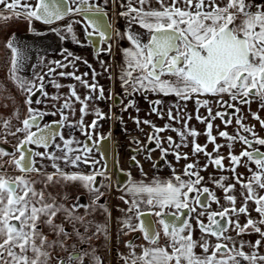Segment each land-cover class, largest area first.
<instances>
[{
    "label": "snow or ice",
    "instance_id": "1",
    "mask_svg": "<svg viewBox=\"0 0 264 264\" xmlns=\"http://www.w3.org/2000/svg\"><path fill=\"white\" fill-rule=\"evenodd\" d=\"M110 9L117 18L127 21L125 32L113 28ZM77 16L79 20H72L64 27L76 43L94 46L97 58L102 52L112 53L114 35L129 41L131 47L123 49L124 64L118 77L125 96L140 94L147 99L151 93L175 97L172 107L167 109V117L169 121L182 123L183 130L172 127L171 123L158 127L150 120L141 121L138 115L132 118L137 126L143 123L153 129L147 140L160 150V159L171 154L177 161L188 160V154L179 151L188 146V137H192V155L206 157L202 167L198 161L186 164L182 175L173 168L172 177L165 181L130 180L125 191L131 199L120 197L128 206L121 209L125 213L121 224L127 230L125 235L139 231L147 246L128 241L125 245L128 253L120 257L123 264H264V254L260 251L264 245V194H261L264 192V151L255 147H264V137L255 131V125L245 123L242 114V106L248 105L252 118L264 128V119L250 109L258 100L260 109L264 110V0H0V20L3 21L22 19L30 26L33 21L52 26ZM77 23L82 26L84 41L79 40L74 31L73 25ZM134 26L143 30L146 41L141 33L132 30ZM50 30L61 35L59 28L50 27ZM5 47L11 52L8 78L25 94L27 115L15 131L10 130L11 118L0 117L3 127L8 129L0 143H9L8 135L18 141L11 151L0 147V264H52L53 251H57L55 264H104L93 240L102 236L106 244L110 238L111 211L99 201L105 195L101 189L111 187L103 180L111 177L107 165L95 159L93 153H100L102 158L105 155L101 146L111 139V132L107 136L99 133L98 121L110 117L99 108L92 110L96 119L90 124L85 125L84 117L90 114V102L112 100L113 94L109 92L105 96L104 87L95 80L100 73L94 69L92 83L84 78L88 73L76 75L61 71L59 76L79 81L89 94L82 98L76 86L69 85V95L63 98L59 109L61 119L44 122L46 116L58 113L33 105L62 98L50 96L44 90L43 75L33 79L22 75L29 57L15 40V34ZM62 54H66L65 59H71L68 64L54 61L56 68L75 67L74 61L82 60L67 49ZM83 63L91 68L88 61ZM100 63L105 72H110V66L104 61ZM56 68L49 67L47 75L56 72ZM50 83L57 89L63 87L55 81ZM37 93L43 99L33 100ZM0 100L4 101L0 106L8 107L9 100L15 105V98L2 86ZM189 101L196 105V120L206 125L207 143L204 145L196 142L201 133L189 127L193 118L185 111ZM74 103L80 104V119L76 124L70 123L69 115L65 114V110H69L75 115ZM120 103L123 104V100ZM212 104L218 108L215 113ZM163 105L161 99L151 101L150 114L155 113L163 119ZM128 108L140 111L135 99L124 104L122 110ZM200 108L206 109L207 116L199 114ZM13 115L19 119L18 111ZM233 116L237 125L234 135L219 130V125H216L218 136L213 135V121L219 119L227 129L233 123ZM64 125L79 127L86 141L65 138L61 131ZM169 130L177 132L179 144L171 136H160ZM218 137L228 142L227 157L220 154L225 145L217 143ZM237 142L244 146L239 155L231 151ZM165 143L168 147H164ZM208 143L213 145L212 152L207 151ZM141 151L144 149H137L138 153ZM130 159L143 173L136 156ZM145 159L151 160V155ZM225 159L231 167H225ZM45 161L49 162L51 172ZM242 162L249 173L247 177L237 173ZM82 164L88 165L91 171L85 174L65 170L68 167L79 169ZM153 167L157 165L154 163ZM209 167L233 173L231 179L235 183H226L230 179L227 176L208 177L223 191L226 203H221V198L200 175V171H207ZM9 168L18 174H10ZM33 174L40 179H35ZM98 176L102 178L100 181H97ZM76 183L90 194V204L80 203L77 197L76 202L68 206L50 191L45 195L50 187L55 189L62 184ZM37 184L43 187L38 189ZM237 185L241 189L239 206ZM62 199L66 200L67 196ZM250 202L255 205L258 219L251 216ZM213 203L217 209H212ZM80 208L85 210L83 215L79 214ZM97 211L104 215V222L94 218ZM241 215L246 217V222L241 223ZM152 216L157 219H150ZM197 230L199 237L195 236ZM161 232L168 241L165 246L160 245ZM252 233L260 237L254 243L242 239ZM60 253H67V256Z\"/></svg>",
    "mask_w": 264,
    "mask_h": 264
},
{
    "label": "crops",
    "instance_id": "2",
    "mask_svg": "<svg viewBox=\"0 0 264 264\" xmlns=\"http://www.w3.org/2000/svg\"><path fill=\"white\" fill-rule=\"evenodd\" d=\"M254 2H258V0H254ZM80 18L77 17H69L64 21L58 22L55 25L48 26L44 25L41 22L33 21L31 26L28 22H26V30L24 31V34H29L30 36H36L40 41H44L45 45H39L37 49L30 48V44L26 41V43L21 44V47L26 52V54H30V52H37V56L33 59V61H30V64L25 70V73L27 74L28 79H33L34 76L43 75L44 76V84H45V91L49 93L50 96H60L61 100H53V99H47L44 101L42 105H33L34 107H41L42 110H47L49 112L56 111L58 114L56 116H46L44 118V122H51L53 120H60L61 117L59 115V109L62 106L63 98H66L69 95V85H75L77 93L83 98L85 95H88V90L79 82L71 77L67 76H59L58 73L63 72H75L76 75H83L84 73H88L86 77H84L86 80L89 81V83L93 82V73L92 70L94 69L95 72L100 73L95 77V80L99 83V85H102L105 89V96H108L109 92L113 94L114 103H111L113 100H96L93 102H90L89 104V115L84 117V123L85 125L90 124L94 119H96V116L91 114L92 110L95 108H99L103 113L109 114L110 118L99 120L98 124L100 127L98 128V132L104 134L107 136L109 132H111L112 129L115 128H121L124 132L125 139L131 144H128L129 150H134L135 148H143L146 143H148L147 137L148 135L152 134L153 129L146 124L141 123L139 126H137L133 122V117L139 116L140 120H150L152 124H155L158 127H163L165 124L171 123L172 127L179 128L183 130L182 123H176L175 121H169L167 117V109L169 107H172L173 102L175 101V97L169 96H157L155 94H148L147 99L143 95L137 94L134 96V99L136 101V108H139V113L136 112L135 108H128L127 111H123V105L121 103H118V91L121 89V83L118 79L120 75L121 67L124 64V57H123V49L131 47L129 41L124 38H117L115 35L113 36L112 40V51L118 52V57L113 60V55L102 52L97 58L96 56V49L94 46L89 45L87 43L81 45L76 43L72 40V34L68 33L65 29V25L72 20H79ZM109 19L111 20L113 24V28L116 30H119L121 33L125 32L127 30V21L124 18H117L114 15V10H109ZM50 27H56L61 30V35H57L56 33L52 32L50 30ZM74 31L78 37L79 40L84 41V33L82 31V26L80 24H74ZM134 32H139L143 36L144 40L146 41L147 36L144 34L143 30L140 29L138 26H134L132 29ZM43 33L42 35H37L35 33ZM23 35V34H21ZM33 36V37H34ZM65 37L61 39V37ZM63 40V44H60ZM91 46L88 48L87 46ZM41 46V47H40ZM60 46V47H59ZM102 47H107V45H103ZM67 49L68 52L73 53L74 56L81 57L82 60L74 61L75 67H72L69 65L68 68H56L54 61H62L65 64L69 63V59H65L66 54H62L63 50ZM28 50H30L28 52ZM29 57V56H28ZM31 59V57H29ZM88 61V64L91 65V68L88 67L83 61ZM100 61H104L107 66H110V72L104 71V66L100 63ZM49 67L56 68V72L52 73L51 75H47ZM109 75H111V79H109ZM50 81H55L58 84L63 85V87L57 89L54 87ZM98 95V93L96 94ZM43 97L40 96V93H37L36 96L33 97V100ZM120 98V97H119ZM123 98L121 97V100ZM161 99L164 101V105L162 106L164 109V118H159L155 113L150 114V103L153 100ZM209 99H212L209 97ZM225 100L228 99L227 96L224 97ZM74 107L76 109L75 115L73 116L69 110H65V114L69 115V121L72 124H76V122L80 119V104L74 103ZM213 113H215L218 108L215 104L211 105ZM111 109V112L109 111ZM251 112L255 113L258 112L260 117L264 119V110L260 109L259 107V101H254L250 106ZM185 111L192 115V119L189 121V127L195 128L198 132L201 134L196 138V142L200 143L201 145H204L207 143V136L205 135V129L206 125L203 123H200L196 120V105L193 101L187 102V107ZM231 111V110H229ZM116 116L115 121L116 123H110L111 118ZM175 114V110H174ZM199 114L202 116H207V111L204 108H200ZM242 114L245 117V123L248 125H255V131L259 134V136L264 137V128H261L260 124L254 120L249 112V106L244 105L242 106ZM117 117H121V119H118ZM233 123L225 129V126L221 123L219 119H216L213 121V135L218 136V130L216 128V125H219V130H227L230 134H235V130L237 128L236 125V117H232ZM61 131L64 133L65 138L72 137L78 141L84 142L86 141V137L84 134L80 131L79 127H68L67 125H64L61 127ZM247 135V134H245ZM161 137H168L171 136L173 140L176 141V143H180V137L178 136L177 132L175 131H166L163 133H160ZM251 138V137H250ZM135 141H139L140 143L137 144ZM192 137H188V146L187 147H181L179 151L181 153H187L189 156L188 160L181 159L177 161L175 157L171 154H169L164 160H161V152L156 147L155 143L153 146L155 147V151H152L150 153L151 160L147 159H141L138 158V161L140 162V165L143 166V173L140 171V168L138 166L133 165L132 168L127 169L126 171L130 173L131 175L128 177L126 185L120 189H115L113 194L109 193L110 188H102L101 191L105 193V195L100 199L99 203L105 204L108 206V209L111 211V220L108 221L109 223V230H110V238L108 242L105 244L103 237L99 240H93V246L97 249V255H99L103 261L104 264H123L121 260V254L126 255L128 253V249L126 248V243L129 241V239L124 237L123 238V232L127 231L123 228V225L121 224V221L125 219V213L121 211V209H125L128 207L125 205L124 201L120 199L121 196H124L126 199H131V197L126 193L125 189L126 186L129 184L130 180L134 181H143L145 183H151L153 179H158L160 181L168 180L172 177L173 172L172 169L174 168L177 174H183L185 165L188 163H193L194 161H198L199 166H203L206 163V157L203 154H200L198 156L192 155ZM58 143H62L61 141H57ZM90 143V142H89ZM217 143L225 145L220 149V154L227 157L229 154V148L226 146L227 141L223 138L218 137ZM80 147H83V144L80 145ZM164 147H168L167 143L164 144ZM243 145L239 142L234 143L232 146L231 151L234 152L236 155H239L240 152L243 149ZM255 147H260L261 151H264V147L256 145ZM213 145L208 143L207 151L212 152ZM95 159L101 160V163L104 164L102 161L101 155L98 152L93 153ZM246 159V158H245ZM156 164L157 167H153V164ZM45 164L48 165V171L51 172L52 169L50 167L49 162L45 161ZM224 165L226 168L231 167L229 164V161L225 159ZM63 167V165H62ZM254 168V165H252ZM123 168V167H122ZM68 172H74V171H80L85 174L89 173L91 171V168L88 165H81L79 169H74L71 167H68L65 169ZM199 170V168H198ZM144 173L147 175L145 176ZM237 173H243L245 177L249 175L247 169L243 167V162L241 167L237 169ZM200 175L205 177V181L207 183V186L216 192V195L221 198V203H226V201L223 200V191L216 187L210 180H208V177L210 175L214 176L215 178L219 179L221 176H227L230 179L226 181V183H235L234 179H231L233 176V173L231 171H222L217 170L214 167H209L207 171H200ZM99 177V176H98ZM97 177V180H98ZM102 179V178H101ZM187 179V177H185ZM103 183L105 185H109V179L103 180ZM76 187H78L80 190H82V186L77 183ZM240 186L237 185L236 187V195L238 197L237 200V206L240 204L239 195H240ZM82 195L84 194V198L86 199V203L92 202V197L87 192L86 189L83 188V190L80 192ZM261 194H264L262 192ZM212 209H217V205L215 203L212 204ZM255 205L251 202L249 203V210L251 212V216L253 219H258V214L254 211ZM84 209H79V214H84ZM93 218V217H90ZM94 218L98 222H103V214L101 212L97 211L94 214ZM155 220L157 219L155 216L153 217ZM102 220V221H101ZM241 223L246 222V217L241 215L240 216ZM133 224L136 223L135 219H133ZM207 222V221H205ZM157 229H160V225L157 224ZM231 235L235 236L234 232L230 233ZM139 235V232H131V237H136ZM200 232L199 230L196 231L195 236L199 237ZM161 236L164 237L163 233L161 232ZM160 236V245L165 246L168 241L167 238H162ZM52 238V237H51ZM50 238V239H51ZM138 238V237H136ZM162 238V239H161ZM259 234L252 233L251 235H245L242 237L245 241H251L255 242L257 239H259ZM241 239V238H237ZM133 243L137 245H145L147 246V242L142 237L141 239L138 238ZM170 250V249H169ZM248 251L249 249H245ZM139 251V249H138ZM261 254H264V245L261 247ZM57 252V251H56ZM197 252L199 253L200 250L197 249ZM63 256H67V253H61Z\"/></svg>",
    "mask_w": 264,
    "mask_h": 264
},
{
    "label": "rangeland",
    "instance_id": "3",
    "mask_svg": "<svg viewBox=\"0 0 264 264\" xmlns=\"http://www.w3.org/2000/svg\"><path fill=\"white\" fill-rule=\"evenodd\" d=\"M25 24H26V21L22 19L21 20L9 19L7 21L0 20V86L5 87L8 90V93H10L11 97L15 98L14 106H12L11 100L8 101V104H9L8 107L0 106V117H2L3 119L11 118V124H10L11 131H15L17 127L21 126L20 121L23 120L25 116L27 115V107L24 103L25 94L19 91L17 87L15 86V84L8 78L11 52L5 47V45L7 41L9 40V38L13 36V34L16 35L15 38L20 36L21 34H24V31L26 30ZM117 54L118 53H115L116 56ZM22 75L25 77L27 76L25 72H22ZM5 95H7V93H5ZM3 102H4L3 100H0V104H2ZM14 111H18L19 119L15 118V116L13 115ZM7 132H8V129H5L3 127V120L0 119V140L4 138ZM7 139L9 143H0V147H3L11 151L12 146L16 144L18 141L16 137H12L10 135L7 136ZM9 173L18 174V173H14L11 168H9ZM33 177L37 180L40 179V177L35 176V174H33ZM76 184H67V185L62 184L55 189L50 187L46 191L45 195H47V192L50 191L52 192L53 195L57 196L58 201L63 202L68 206H71V203L76 202L77 197L80 198L79 202L81 203L84 200V197H83L84 194L82 195L80 193L83 190V188L82 190H80L78 187H76ZM41 187H43L41 184H37L38 189ZM64 196H67L66 200L62 199ZM102 220L104 222L105 220L104 215H103ZM50 238H51V235H50Z\"/></svg>",
    "mask_w": 264,
    "mask_h": 264
},
{
    "label": "flooded vegetation",
    "instance_id": "4",
    "mask_svg": "<svg viewBox=\"0 0 264 264\" xmlns=\"http://www.w3.org/2000/svg\"><path fill=\"white\" fill-rule=\"evenodd\" d=\"M23 35H29V34H23ZM16 36V35H15ZM62 39V38H61ZM61 39L60 44H63V40L61 43ZM44 44H46L45 42H43ZM60 47V46H59ZM88 48H90L91 46H87ZM30 50H28L29 52ZM114 50L112 51V55H113V60H115L118 57L115 55ZM31 54V52H30ZM27 56L31 57L29 54H27ZM30 61H33L32 59H28L27 63L25 64V66H28L30 64ZM27 67H24V70H26ZM120 97V98H119ZM121 97L123 98V104H127L129 102V100L134 99L133 96H125L124 94V89H119L118 91V103H120ZM111 103H114V99L111 101ZM117 116V114H116ZM116 116H114L111 118L110 123L115 124V118ZM128 144L131 145L124 136V132L123 130L119 127V128H115L111 130V139L109 141H105L104 144L101 146L102 147V151L105 153L104 157L102 158V161L104 162V164L107 165L109 172L108 175L111 177V179H109V184L111 185L110 189H109V193L113 194V192L115 191V189H120L122 187H124L126 185L127 179L129 177V173L126 171V168L130 170V168H132L133 165H135V163L131 162V157L133 155L136 156V159L138 160V158L140 157L141 159H145L146 156H148L151 152H149V149H155V147L153 146L154 143H146L145 146L143 147L144 151L141 152H137V149L139 148H135L134 150H129ZM116 150V155H115V151ZM115 156V157H114ZM113 167H115L118 170L117 172L113 171ZM123 167V168H122ZM101 177H98L97 181H100ZM117 184V185H115ZM84 196V195H83ZM81 203H86V199L84 198V200ZM72 204V203H71ZM70 205V204H69ZM154 216L150 217V219L155 221V218H153ZM157 227V225H156ZM139 232V231H138ZM131 232H129L127 235L124 234L123 232V238L127 236V238L129 239V241H135L138 238H142L143 235L139 232V235H137L136 237H131L130 236ZM60 255H62L60 253ZM52 256H53V262L52 264H55V257L57 256V252L53 251L52 252ZM66 257V256H65Z\"/></svg>",
    "mask_w": 264,
    "mask_h": 264
},
{
    "label": "water",
    "instance_id": "5",
    "mask_svg": "<svg viewBox=\"0 0 264 264\" xmlns=\"http://www.w3.org/2000/svg\"><path fill=\"white\" fill-rule=\"evenodd\" d=\"M15 40L18 41L20 45L23 44V43L25 44L26 41H27L28 44H30V48L32 47V49L35 48V46L36 47L39 46V44H40V42L38 40L32 39L29 36L16 37ZM114 152H115V155H116V150ZM113 171L118 173V170L115 167H113Z\"/></svg>",
    "mask_w": 264,
    "mask_h": 264
},
{
    "label": "bare ground",
    "instance_id": "6",
    "mask_svg": "<svg viewBox=\"0 0 264 264\" xmlns=\"http://www.w3.org/2000/svg\"><path fill=\"white\" fill-rule=\"evenodd\" d=\"M45 45L44 43H42V46ZM41 47V46H40Z\"/></svg>",
    "mask_w": 264,
    "mask_h": 264
}]
</instances>
